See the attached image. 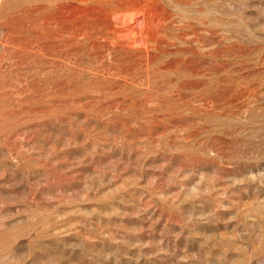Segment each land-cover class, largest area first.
<instances>
[{
    "label": "rangeland",
    "instance_id": "1",
    "mask_svg": "<svg viewBox=\"0 0 264 264\" xmlns=\"http://www.w3.org/2000/svg\"><path fill=\"white\" fill-rule=\"evenodd\" d=\"M0 264H264V0H0Z\"/></svg>",
    "mask_w": 264,
    "mask_h": 264
}]
</instances>
